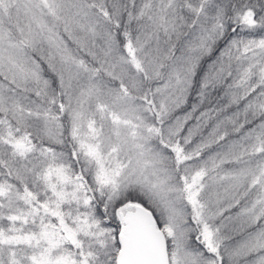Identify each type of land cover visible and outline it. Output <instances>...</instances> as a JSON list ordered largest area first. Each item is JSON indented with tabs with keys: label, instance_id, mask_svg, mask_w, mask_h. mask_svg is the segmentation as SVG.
Returning a JSON list of instances; mask_svg holds the SVG:
<instances>
[{
	"label": "snow or ice",
	"instance_id": "1",
	"mask_svg": "<svg viewBox=\"0 0 264 264\" xmlns=\"http://www.w3.org/2000/svg\"><path fill=\"white\" fill-rule=\"evenodd\" d=\"M0 264H264V0H0Z\"/></svg>",
	"mask_w": 264,
	"mask_h": 264
}]
</instances>
